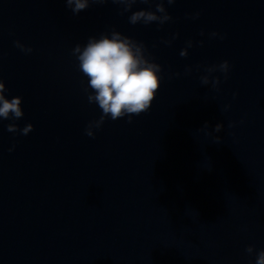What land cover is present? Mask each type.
I'll use <instances>...</instances> for the list:
<instances>
[{
  "label": "clouds",
  "instance_id": "9594fccd",
  "mask_svg": "<svg viewBox=\"0 0 264 264\" xmlns=\"http://www.w3.org/2000/svg\"><path fill=\"white\" fill-rule=\"evenodd\" d=\"M63 2L73 15H78L93 4L112 3L121 6V15L131 12L128 21L132 25H150L155 22L159 26H163L173 19L165 4L172 5L177 0H63ZM137 3L154 4L155 9L149 7L132 11L133 6ZM199 15L200 13L197 12L191 18L198 19ZM200 34L204 35L203 31ZM178 35V33L174 34L172 39H176ZM210 35L224 39V36L217 32H212ZM15 43L23 52H32L31 47H27L19 41ZM163 43L171 45L172 40H165ZM200 43L203 44V41ZM155 46L154 44L153 47ZM192 46L191 40L186 41V47L180 51L179 55L187 57L188 48ZM72 51L78 61L79 71L87 77V86L84 91L87 93L88 103L96 104L101 113L98 119L88 123L85 129L87 136L94 138V129H100L106 119L115 121L127 116L128 123H131L132 116H139L141 113L149 111L161 86L163 69L162 65L156 63L151 57L142 41H137L113 28L110 32L101 33L98 38L96 36L89 37L86 44L83 46L77 44ZM217 70L224 73L227 78L230 70L229 62L225 60L218 65L206 67L207 74L200 77L201 84L211 83L212 87L218 90L220 79L211 76ZM191 71L190 66L185 68L186 75ZM175 75L180 76V73L177 72ZM6 91L5 83L0 78V120H19L24 116L21 107L22 97L15 96L9 99L5 96ZM204 126L207 128L208 124L205 123ZM222 128L223 124H217L214 131L220 132ZM7 131L26 136L33 131V125L28 123L20 128L16 123H9ZM220 142L221 138L216 137V143ZM245 251L249 255L255 253V264H264V249L257 252L254 246L249 245Z\"/></svg>",
  "mask_w": 264,
  "mask_h": 264
}]
</instances>
